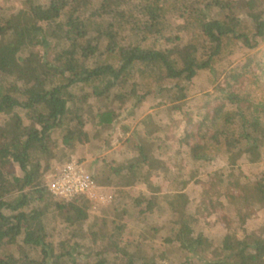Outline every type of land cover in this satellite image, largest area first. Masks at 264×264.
Listing matches in <instances>:
<instances>
[{
	"label": "trees",
	"instance_id": "obj_1",
	"mask_svg": "<svg viewBox=\"0 0 264 264\" xmlns=\"http://www.w3.org/2000/svg\"><path fill=\"white\" fill-rule=\"evenodd\" d=\"M19 3L14 12L0 3V264H130V256L134 264H157L156 256L140 248L153 249L156 228L151 237L130 241L124 239L127 224L117 218L109 224L108 217L160 211L161 201L170 213L180 215L170 226L169 242L185 259L183 264H264V179L256 171L246 175L243 186L230 174L215 176L219 186L207 208L193 211L189 193L178 189V177L153 166L139 144L126 159L103 158L104 169L92 174L99 186L119 185L115 204L102 216L98 230L88 225L91 200L55 197L43 183L61 148L91 140L85 128L89 99H111L112 106L99 104L96 112L99 126L110 125L118 109L138 97L142 83L179 109V118L171 108L167 115L176 130L183 124L179 142L187 147V163L204 166L220 155L227 166L239 167L249 152L262 151L264 98L256 92L264 87V53L233 65L214 93L207 94L210 100L198 119L184 117L190 115L186 83L237 48L255 49L264 38V0ZM173 8L175 24L169 21ZM47 29L58 35L54 46ZM129 82L131 89L122 90ZM12 163L18 164L21 175L9 169ZM154 177L169 181L168 191L162 192ZM136 186L161 193L160 199L150 202L146 193L133 192ZM232 188L237 190L233 212L224 219L233 232L212 239L197 231L199 216L226 207ZM53 214L60 218L59 226H65V236L57 242L61 229L50 223ZM136 225L144 235L143 224ZM98 238L110 247L107 258L97 250L95 263L73 256L83 241L95 244ZM130 245L139 255L131 254Z\"/></svg>",
	"mask_w": 264,
	"mask_h": 264
},
{
	"label": "rangeland",
	"instance_id": "obj_2",
	"mask_svg": "<svg viewBox=\"0 0 264 264\" xmlns=\"http://www.w3.org/2000/svg\"><path fill=\"white\" fill-rule=\"evenodd\" d=\"M0 3L5 5L11 12L16 11L20 7L19 0H0ZM176 16L177 11L173 8L169 13V21L175 24L177 22ZM46 31L48 34H52L51 37L49 36L51 44L53 46L56 45L59 41L58 35L53 34L51 30L49 31L47 29ZM263 53L264 38L260 40L259 45L255 49L237 48L232 55L221 59L211 70L202 71L194 78L192 83H186L188 97L185 106L190 110V115L185 116V120H188L190 117L198 119L201 116L204 106L210 100L207 94L214 93L215 86L222 83L225 74L233 65L245 59L247 56L261 55ZM153 86L155 85H151V87ZM167 86V91L169 92L171 85L167 83ZM155 88L157 89V87ZM129 89H131L130 82L122 88V90ZM137 93L136 96L138 97H135L132 101H128V103L118 109L119 115L114 123L105 126H99L97 124V106L100 104L110 107L112 106V103H110L111 99L104 98L103 100H97L91 97L88 105L85 106V112L88 116L85 128L91 140L75 147L61 148L51 164L55 167L72 159H77L84 162L88 171L94 175L104 169L103 158L126 159L132 155L136 146L140 144L145 148L153 166L156 168H167L168 172L178 177V189L189 193L191 197L190 207L193 211L197 206L203 209L207 208L212 191L219 186V180L215 176L230 174L232 180L240 181L242 186L245 184L246 175L253 171H256L259 177L264 179V149L262 151L249 152L245 157L244 163L239 167L227 166L220 155H217L211 162L206 163L204 166L198 163H187L185 161L187 147L182 146L179 142L180 133L184 129L183 124L176 130L170 124V119L167 115V109L171 108L173 116L179 118V109H173V103L169 102L166 97H159L156 90L149 91L147 83H142L137 89ZM256 94L260 99H263L264 87L263 89L257 90ZM137 99L140 100V104H138ZM159 101H161V104L158 106ZM187 129L191 130L193 126L188 125ZM158 145L159 148H156ZM9 169L14 174L21 175L18 164L12 163ZM153 182L155 185L162 187V192L168 191L167 185L169 181H165L162 177H154ZM107 187L113 191L114 199L106 205L92 201L93 208L88 221L89 228H92V230H98L100 228L102 216L105 215L106 210L112 208L115 204V192L119 188L118 182ZM132 190L134 193H146L147 197L151 198L149 200L150 202L159 200V196L161 195V193L155 194L147 186H136ZM232 191L234 194L230 195L226 207L218 208L217 211L210 214L204 210L199 216L197 231L204 232L212 239H221L227 232H233L234 228L229 227L224 219V216L231 215L233 212L232 203L237 190L232 188ZM160 204L162 206L161 208H164L160 211L143 215H133L130 218L118 215L114 217L109 216L108 223L110 224L112 220L117 218L122 223L127 224L124 239L127 238L130 241L134 239L138 240V242L142 241V236L151 237V231L156 228L158 236L150 242L153 249L151 250L148 245H143L144 247H140L141 250L143 249L150 257L156 256L157 264H183L185 259L181 257L179 250L169 242L170 226L173 222L180 219V215L176 212L170 213L166 209V202L161 201ZM138 221L143 224L142 228H146V230H143L144 233H142L144 235H140L141 231L136 225ZM50 223L57 225V228L61 229L60 233L54 238L55 242H57L65 236V226H59L60 218L54 214L50 218ZM112 227L114 225L110 226V230H113ZM105 242L99 238L95 244L91 243L89 239L85 240L82 246L72 250L73 256L82 261V263L87 261L95 263L98 261V256L94 254L97 250L101 252L102 259H105L107 258L105 254L110 251V247L105 246ZM9 249L13 251L11 246ZM129 250L131 254L139 255L134 245H130ZM88 253L91 254L89 257L86 256ZM121 256L124 255L121 254ZM208 258H212V255H208ZM127 259H130V264H134V262H131V256ZM120 262L121 260L116 261L118 264ZM108 264H112V262L109 261Z\"/></svg>",
	"mask_w": 264,
	"mask_h": 264
},
{
	"label": "built area",
	"instance_id": "obj_3",
	"mask_svg": "<svg viewBox=\"0 0 264 264\" xmlns=\"http://www.w3.org/2000/svg\"><path fill=\"white\" fill-rule=\"evenodd\" d=\"M44 186L55 197L71 200L77 196L99 204H109L114 193L109 187L99 186L84 162L72 159L45 173Z\"/></svg>",
	"mask_w": 264,
	"mask_h": 264
}]
</instances>
